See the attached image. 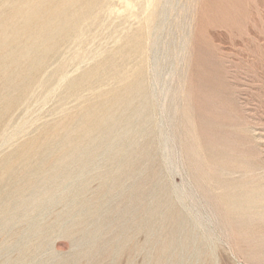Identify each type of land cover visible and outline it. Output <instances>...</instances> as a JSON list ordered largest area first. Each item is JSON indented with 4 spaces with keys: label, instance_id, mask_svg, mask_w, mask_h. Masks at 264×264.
<instances>
[{
    "label": "rangeland",
    "instance_id": "obj_1",
    "mask_svg": "<svg viewBox=\"0 0 264 264\" xmlns=\"http://www.w3.org/2000/svg\"><path fill=\"white\" fill-rule=\"evenodd\" d=\"M58 1L0 0V37ZM72 10L25 88L0 70V264H264V0Z\"/></svg>",
    "mask_w": 264,
    "mask_h": 264
},
{
    "label": "water",
    "instance_id": "obj_2",
    "mask_svg": "<svg viewBox=\"0 0 264 264\" xmlns=\"http://www.w3.org/2000/svg\"><path fill=\"white\" fill-rule=\"evenodd\" d=\"M75 0H59L58 8L45 17V12L41 11L45 2H39L33 6H28L27 14L21 17L11 26V31L4 32L0 37V70H7L5 84L7 88H25L29 82V73L36 68L51 49L47 41L52 33L64 34L72 27V24L79 19V14L72 10ZM88 2V1H87ZM49 9V8H48ZM48 9L46 11H48ZM30 17L42 20L34 33L25 38V42H20V38L25 33ZM41 40V43L33 47V42ZM34 53V54H32ZM35 55V56H33ZM21 59H27L26 73L24 75L15 74L17 63ZM26 74V75H25ZM76 81H69V88L75 87ZM6 99H2V106L8 104Z\"/></svg>",
    "mask_w": 264,
    "mask_h": 264
},
{
    "label": "bare ground",
    "instance_id": "obj_3",
    "mask_svg": "<svg viewBox=\"0 0 264 264\" xmlns=\"http://www.w3.org/2000/svg\"><path fill=\"white\" fill-rule=\"evenodd\" d=\"M17 3H18V2H17ZM146 4H147V3H146ZM152 5H153V4H152ZM87 9H88V8H87ZM62 73H63V72H62ZM59 78H60V77H59ZM28 104H29V103H28ZM9 130H10V129H9ZM220 140H221V139H220ZM222 141H223V140H222ZM223 143H224V142H223ZM186 145H187V144H186ZM226 145H227V144H226ZM188 146H189V145H188ZM188 146H187V147H188ZM208 148H209V147H208ZM187 149L189 150V148H187ZM199 149H200V148H199ZM202 150H203V149H202ZM210 150H211V149H210ZM223 150H224V149H223ZM199 151H200V150H199ZM204 152H205V151H204ZM194 153H195V152H194ZM194 153H193V154H194ZM243 153H244V152H243ZM186 154H187V153H186ZM195 154H196V153H195ZM200 154H201V152H200ZM214 155H216V154H214ZM245 155H246V154H245ZM235 156H236V155H235ZM250 156H251V155H250ZM193 157L195 158L194 155H193ZM198 157H199V156H198ZM203 157H204V156H203ZM205 157H206V159H209V158L207 157V155H205ZM233 157H234V156H233ZM203 159H204V158H203ZM206 159H205V160H206ZM219 160H220V159H219ZM200 161H201V159H200ZM202 161L204 162V160H202ZM202 161H201V163H202V165H203L204 163H203ZM209 161H211V160H209ZM232 161H233V160H232ZM205 162H206V161H205ZM211 162H212V161H211ZM191 163H192V162H191ZM219 164H220V162H219ZM241 164H242V163H241ZM204 165H206V164H204ZM204 165H203V166H204ZM214 166H215V165H214ZM214 166H213V167H214ZM243 166H244V165H243ZM243 166H242V167H243ZM204 167H205V166H204ZM234 167H235V166H233V168H234ZM244 167H245V166H244ZM247 167H249V166H246V168H247ZM257 167H258V166H257ZM196 168H198V167H196ZM205 168H206V167H205ZM209 168H210V167H209ZM235 168H236V167H235ZM239 169L241 170V168H239ZM258 169H259V168H258ZM197 170H198V169H197ZM201 170H202V169H201ZM201 170L199 169V171H201ZM203 170H204V169H203ZM213 170H214V169H213ZM216 170H217V169H216ZM233 170H235V169H233ZM236 170H238V168H237ZM227 171H228V170H227ZM244 171H246L245 168H244ZM214 172H216V171H213V173L210 172V173H211L210 176H212V177H210V179H211V178L216 179V178H214L213 175H212V174H214ZM217 172H218V171H217ZM225 172H226V170H225ZM246 172H249L248 169H247ZM246 172H245V174H246ZM200 173H201V175H202V172H200ZM203 174H204V173H203ZM215 175H218V174L215 173L214 176H215ZM199 176H200V175H199ZM242 176H243V175H242ZM253 176H254V175H253ZM200 177H201V176H200ZM202 177H204V175H202ZM255 177H256V176H255ZM200 179H201V178H200ZM206 179H207V178H206ZM207 181H208V180H207ZM252 181H253V179H252ZM257 181H258V180H257ZM212 182H213V180H212ZM214 182H215V181H214ZM214 182H213V183H214ZM199 184H200V183H199ZM206 186H207V184H206ZM211 186H212V185H211ZM257 186H258V185H257ZM208 187H209V186H208ZM212 187H213V186H212ZM254 188H255V187H254ZM252 190H253V188H252ZM245 192H246V191H245ZM245 192H243V194H245ZM248 192H249V191H248ZM248 192H247V193H248ZM250 192H251V191H250ZM250 192H249V193H250ZM255 192H256V190H255ZM258 192H259V191H258V189H257V193H258ZM227 193H228V192H227ZM247 193H246V194H247ZM249 193H248V194H249ZM253 193H254V191H253ZM253 193H252V194H253ZM212 195H213V194H212ZM215 195H216V194H214V196H215ZM222 195H224V194H222ZM240 195H241V194H240ZM255 195H256V194H255ZM257 195H258V194H257ZM257 195H256V196H257ZM218 196H219V195H218ZM252 196H253V195H252ZM261 196H262V195H261ZM219 197H220V196H219ZM219 197H218V198H219ZM248 197H249V195H248ZM258 197H260V196H258ZM258 197H257V200L261 198V197H260V198H258ZM262 197H263V196H262ZM211 198H212V197H211ZM221 198H223V196H222ZM221 198H220V199H221ZM254 198H255V197H254ZM209 199H210V197H209ZM248 199H249V198H248ZM255 199H256V198H255ZM255 199H254V200H255ZM262 199H263V198H262ZM210 200H212V199H210ZM257 200H256V201H257ZM260 200H261V199H260ZM217 201H218V199H217ZM227 201H228V200H226V202H227ZM247 201H248V200H247ZM213 202H214V201H212V203H213ZM218 202H219V201H218ZM220 202L222 203V201H220ZM214 203H215V202H214ZM221 203H220V205L222 206ZM257 203H259V202H257ZM262 203H263V202H262ZM259 204H261V202H260ZM213 205H214V204H213ZM216 206H217V205H216ZM223 207H224V205H223ZM216 208H218V207H216ZM225 208H227V207H225ZM222 209H223V208H222ZM261 209H262V208H261ZM219 210L221 211V208H219ZM219 210H218V211H219ZM222 211H223V210H222ZM228 211H229V209H228ZM263 211H264V210H263ZM223 212H224V211H223ZM221 213H222V212H221ZM224 213L226 214V211H225ZM229 214H230V213H229ZM218 215H219V214H218ZM220 215H221V214H220ZM226 215H227V217L230 216V215H228V214H226ZM226 215H224V216H225V219H226ZM224 216H223V217H224ZM228 218H229V217H228ZM230 218H231V217H230ZM12 257H13V256H12ZM17 259H18V258H17Z\"/></svg>",
    "mask_w": 264,
    "mask_h": 264
}]
</instances>
